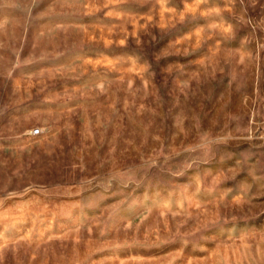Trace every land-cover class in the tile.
<instances>
[{
	"label": "rangeland",
	"instance_id": "obj_1",
	"mask_svg": "<svg viewBox=\"0 0 264 264\" xmlns=\"http://www.w3.org/2000/svg\"><path fill=\"white\" fill-rule=\"evenodd\" d=\"M0 264H264V0H0Z\"/></svg>",
	"mask_w": 264,
	"mask_h": 264
},
{
	"label": "built area",
	"instance_id": "obj_2",
	"mask_svg": "<svg viewBox=\"0 0 264 264\" xmlns=\"http://www.w3.org/2000/svg\"><path fill=\"white\" fill-rule=\"evenodd\" d=\"M36 134H37V131H35V132L32 131V132H31V135H36Z\"/></svg>",
	"mask_w": 264,
	"mask_h": 264
}]
</instances>
